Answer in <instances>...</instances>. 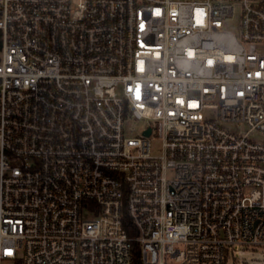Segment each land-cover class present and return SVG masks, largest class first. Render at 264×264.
Wrapping results in <instances>:
<instances>
[{
  "label": "built area",
  "instance_id": "2783aa9c",
  "mask_svg": "<svg viewBox=\"0 0 264 264\" xmlns=\"http://www.w3.org/2000/svg\"><path fill=\"white\" fill-rule=\"evenodd\" d=\"M0 32V264L264 247V0H0Z\"/></svg>",
  "mask_w": 264,
  "mask_h": 264
},
{
  "label": "rangeland",
  "instance_id": "374dc122",
  "mask_svg": "<svg viewBox=\"0 0 264 264\" xmlns=\"http://www.w3.org/2000/svg\"><path fill=\"white\" fill-rule=\"evenodd\" d=\"M240 5L236 4V13L234 18L228 23V28L232 30L237 36H240ZM262 51L264 52V46L262 47ZM143 125V124H142ZM141 125V126H142ZM139 126V129L141 128ZM224 126L228 129L234 130L237 133L243 134L249 131V126L243 122H227ZM130 136H138L139 131L129 133ZM250 136L256 140H260L264 142V133L260 132L259 130H252L250 131ZM153 141V154H159L160 149V142L156 139H152ZM228 263L229 264H264V247H236L233 249H229L228 252Z\"/></svg>",
  "mask_w": 264,
  "mask_h": 264
},
{
  "label": "trees",
  "instance_id": "16d2710c",
  "mask_svg": "<svg viewBox=\"0 0 264 264\" xmlns=\"http://www.w3.org/2000/svg\"><path fill=\"white\" fill-rule=\"evenodd\" d=\"M0 48H1V32H0ZM123 222H124V227L126 228L128 233L130 235H134L136 233V230L127 215H124ZM133 252H134V257H135V264H139L140 248H139L138 242H134Z\"/></svg>",
  "mask_w": 264,
  "mask_h": 264
},
{
  "label": "water",
  "instance_id": "95a60500",
  "mask_svg": "<svg viewBox=\"0 0 264 264\" xmlns=\"http://www.w3.org/2000/svg\"><path fill=\"white\" fill-rule=\"evenodd\" d=\"M150 132H151V130L149 129V130L146 131V134L149 135Z\"/></svg>",
  "mask_w": 264,
  "mask_h": 264
}]
</instances>
